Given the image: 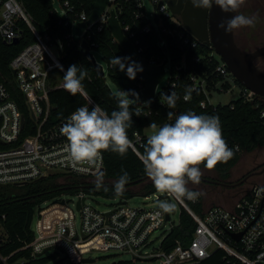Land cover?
I'll return each instance as SVG.
<instances>
[{
  "label": "built area",
  "instance_id": "obj_1",
  "mask_svg": "<svg viewBox=\"0 0 264 264\" xmlns=\"http://www.w3.org/2000/svg\"><path fill=\"white\" fill-rule=\"evenodd\" d=\"M113 1L109 0L106 10L96 20L107 23ZM137 1L139 7H144L141 0ZM151 1L153 10L156 7L165 16L177 17L170 12L164 0ZM61 5L64 15V7H68V4L64 2ZM154 12L151 14L152 20ZM145 16L150 19L147 13ZM88 18L82 12L65 39L76 36L75 24ZM93 23L88 24L82 35L76 37H82L88 43L89 37L83 36ZM24 27L30 31L33 41L10 60L12 78L0 80V185L21 186L55 173L96 181L104 169L103 153L95 165L71 160L68 142L60 131L71 113L57 122H49L52 109L49 93L54 89H64V71L57 66L62 65V40L39 33L18 0H0V39L7 44H16L22 37ZM150 27L151 22H148L142 31L149 32ZM177 35L184 44L196 46L200 42L183 26ZM140 50L136 51L139 53ZM147 62L158 65L163 61ZM226 69L223 61L217 67L224 74L227 73ZM83 97L88 104V94ZM207 101L210 103L209 97ZM205 103L201 102V106L204 107ZM129 139L130 147L144 161L137 150V145L141 144L140 135L135 132ZM158 193L156 190L152 194L158 203L173 197L170 193ZM68 196L71 195L45 201L36 211L32 222L33 239L28 245L32 255L60 253L69 264H83L82 259L90 257L93 252H114L127 254L133 261L197 264L214 250L221 249L233 258L230 264H264V180L250 185L231 206L204 205L202 214L190 205L198 202L199 198L196 201H178L195 222V228L187 245L177 240L169 251L163 250L160 245L178 225L171 219L170 213L166 220L165 214L156 215L157 206L135 207L129 204V199L121 197H116V202L102 211L89 203L87 200L92 197L82 191L73 195L75 200ZM159 197L163 198L158 200ZM81 199L80 208L77 209V202ZM237 234H240L238 239L234 236ZM156 239L158 244L154 246Z\"/></svg>",
  "mask_w": 264,
  "mask_h": 264
},
{
  "label": "trees",
  "instance_id": "obj_2",
  "mask_svg": "<svg viewBox=\"0 0 264 264\" xmlns=\"http://www.w3.org/2000/svg\"><path fill=\"white\" fill-rule=\"evenodd\" d=\"M25 12L30 16L33 26L41 34H49L53 39L62 40L61 63L64 68L72 64L82 65L88 70V76L83 81L88 96L99 103L109 113L117 109L119 96L110 88L108 81L117 91L135 90L139 92L143 81L137 73L135 79H129L125 71L115 69L111 64L114 56L126 57L120 44L107 28L106 21L96 20L83 38L88 39L92 51L100 54L104 68L101 76L92 62L80 51L79 44L82 37L72 36L66 40L65 36L71 33L72 24L84 12L89 17L94 0H59L64 7L65 14L60 15L53 6V0H18ZM114 9L124 35L140 50V55L155 63L169 59L171 69L168 85L154 96L150 107H141L132 104L134 113L133 124L128 129L129 138L137 132L141 137V144L137 145L138 152L144 158L148 136L144 129L156 123L158 126L169 123L175 116L186 111L197 114L217 115L222 125V134L229 147L233 148L234 155L227 162L218 163L214 168L218 182H224L231 177V170L239 162L245 152H251L264 146V98L246 91L226 69V74L217 70L222 63L210 44L197 42L196 46L184 44L177 32L182 26L177 17L165 16L154 7V19L150 21L145 15L144 7L138 6L137 0H114L111 4ZM151 22L149 32L142 28ZM162 29L166 31L163 32ZM132 34V36H131ZM77 38V40L75 39ZM33 37L27 27L22 31V37L16 44H7L0 39V80H9L12 74L9 69L10 60ZM244 51V50H243ZM235 84L239 87L238 98L227 104L213 105L207 101L215 93L226 92ZM175 91L179 97L175 108H169L163 94ZM190 92V99L185 101L184 96ZM52 104L49 122L54 123L72 113L78 107L87 105L82 94L72 95L65 89H54L49 93ZM205 101L206 105L201 106ZM91 107V106H90ZM169 113H172L170 116ZM104 185L97 190L95 181L86 180L76 175L51 174L25 185H0V226L5 237H0V264H49L56 257V253L32 255L28 246L33 239L32 222L36 211L42 203L62 195H75L79 191L91 197L130 199L134 196L147 197L156 192L155 185L148 175L145 162L129 146V150L121 157L110 150L103 152ZM200 167L206 168L202 163ZM207 169V168H206ZM129 173L130 180L125 185L123 195L114 194V183L122 171ZM203 181V179H201ZM206 181V180H205ZM221 184V183H220ZM191 207L199 214L203 213L204 202L201 197ZM195 222L190 215L181 208L179 222L163 239L161 248L171 250L176 241L187 245ZM233 258L223 250H214L207 258L197 264H230ZM110 264H134L133 260L120 259Z\"/></svg>",
  "mask_w": 264,
  "mask_h": 264
},
{
  "label": "clouds",
  "instance_id": "obj_3",
  "mask_svg": "<svg viewBox=\"0 0 264 264\" xmlns=\"http://www.w3.org/2000/svg\"><path fill=\"white\" fill-rule=\"evenodd\" d=\"M211 2L214 0H193L197 7ZM243 2L244 0H226L227 6L222 11H234ZM257 20L256 14L239 13L229 19H222L217 27L225 32L242 27L253 28ZM110 62L115 69H126L129 79H135L137 72L143 71L142 66L132 61L131 57L114 56ZM57 66L64 71V89L72 95L80 93L87 96L83 83L88 76L87 68L72 64L65 71L62 65ZM163 96L169 108L176 107L179 97L175 91ZM183 98L185 101L189 100L190 92ZM150 103V100L143 102L144 105ZM132 104H140L139 93L131 89L121 90L118 107L110 113L99 103H93L91 97L87 105L72 112L60 129L68 142L70 159L95 165L106 150L121 157L126 155L131 144L128 129L133 124L132 117L138 115L133 112ZM150 127L152 134L148 137L144 153L148 175L159 192L172 194L175 201H196L203 195L201 191L188 187L189 182L200 183L202 163L207 169H212L218 163L227 162L234 155L233 148L229 147L223 137L221 121L217 115L197 114L189 110L176 115L169 123L159 126L152 123ZM129 180V173L123 170L114 183V194L122 196ZM95 187L97 190H107L102 174L96 177ZM176 206L175 202L160 200L156 215L172 213Z\"/></svg>",
  "mask_w": 264,
  "mask_h": 264
},
{
  "label": "water",
  "instance_id": "obj_4",
  "mask_svg": "<svg viewBox=\"0 0 264 264\" xmlns=\"http://www.w3.org/2000/svg\"><path fill=\"white\" fill-rule=\"evenodd\" d=\"M170 12L180 19L184 29L200 42L210 44L214 52L219 55L231 75L242 86L253 94L264 98V72L260 70L255 59L264 56V45L253 51H243L236 43L234 29L225 32L218 29L217 25L222 19H229L236 14L234 11L223 12L222 8L226 7V0H214L206 6L197 7L193 0H164ZM109 0H94V5L88 20L80 21L75 24L74 33L76 36L82 35L86 26L93 23L105 10ZM107 28L110 30L115 40L120 44L126 57H131L132 61L138 62L143 71L137 72L143 81V87L139 90V103L142 107H150L155 96V88L158 83L165 77V61L158 65H150L136 50L133 43L124 35L122 27L118 21L114 9L109 11L107 19ZM17 41V40H15ZM80 51L92 62L98 73L104 74L103 66L95 61L88 43L81 41ZM132 99V97H130ZM151 101L150 104L144 105V101ZM264 170V169H263ZM263 172V171H261ZM104 173V169L100 174ZM246 180V179H244ZM159 197L158 200H160ZM77 202V209L80 208V202ZM166 220L169 219L168 213H165ZM236 239L240 234L234 235ZM65 260V257H62ZM83 264H97L94 258L85 257L82 259Z\"/></svg>",
  "mask_w": 264,
  "mask_h": 264
},
{
  "label": "rangeland",
  "instance_id": "obj_5",
  "mask_svg": "<svg viewBox=\"0 0 264 264\" xmlns=\"http://www.w3.org/2000/svg\"><path fill=\"white\" fill-rule=\"evenodd\" d=\"M145 7L148 17L152 20L153 13V2L151 0H141ZM53 6L60 15H63V7L59 0H53ZM244 13L256 14L258 16L257 23L255 27L248 28L242 27L234 29V36L237 45L244 51H252L258 48V46L264 44V0H244L241 6L238 8V14ZM77 40V38L75 37ZM94 58L98 63H102L100 54L97 51H93ZM256 66L264 72V57L258 58L256 61ZM171 61L168 59L165 63V77L158 83L157 92L162 91L168 85ZM110 88L119 96V91H117L112 83L107 82ZM239 87L235 84L232 85L231 89L226 92L215 93L210 97V102L213 105L218 103L227 104L228 102L238 98ZM144 134L150 136L152 134V129L150 126L144 129ZM202 170V176L199 184H192L189 182L188 187L195 191H201L203 193L201 197L205 206L209 205H222L225 207L231 206L234 201L241 195L243 191L249 188L250 185L264 180V146L258 147L251 152H245L242 154L239 162L231 170V177L224 181L218 182L215 180L217 174L215 171L200 167ZM263 171V172H261ZM248 178V179H247ZM244 179L247 182L240 185ZM206 180V181H205ZM221 183V184H220ZM158 194H161L159 192ZM67 198L75 200L74 196L71 195ZM169 201L176 203V209L174 212L170 213L171 219L175 224H178L179 213L181 210V205L178 201H175L174 197L167 199ZM94 207L99 210L106 211L115 202L116 198H103L100 196L92 197V199L87 200ZM129 204L132 206L139 207H156L158 202L152 197V195L147 197L134 196L128 200ZM77 224L79 223V217L76 218ZM32 229L34 226L32 224ZM158 235V234H157ZM0 237L4 238L5 234L0 226ZM159 238V237H157ZM158 239L153 243L157 246ZM63 255L56 253V257L49 262V264H69L67 260H62ZM95 259L97 264H110L114 261L124 259L131 260L129 255L114 252H93L90 256ZM134 264H157L156 261L148 260H134Z\"/></svg>",
  "mask_w": 264,
  "mask_h": 264
},
{
  "label": "flooded vegetation",
  "instance_id": "obj_6",
  "mask_svg": "<svg viewBox=\"0 0 264 264\" xmlns=\"http://www.w3.org/2000/svg\"><path fill=\"white\" fill-rule=\"evenodd\" d=\"M236 14H238V9H237V12H236ZM235 37V36H234ZM264 45V44H263ZM263 45H260V46H263ZM260 46H258V47H260ZM253 51V50H252ZM262 57H264V56H262ZM260 58V57H259ZM258 59V58H257ZM257 59H255V61L257 60ZM256 64V63H255ZM248 179V178H247ZM247 179L246 180H243L242 181V183H240V185H242V184H244L245 182H247Z\"/></svg>",
  "mask_w": 264,
  "mask_h": 264
}]
</instances>
